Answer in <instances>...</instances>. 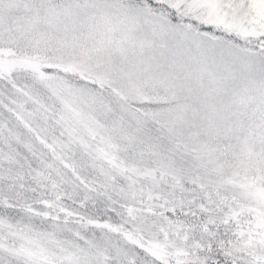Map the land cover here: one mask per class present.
Segmentation results:
<instances>
[{"label": "snow or ice", "instance_id": "obj_1", "mask_svg": "<svg viewBox=\"0 0 264 264\" xmlns=\"http://www.w3.org/2000/svg\"><path fill=\"white\" fill-rule=\"evenodd\" d=\"M0 264H264V0H0Z\"/></svg>", "mask_w": 264, "mask_h": 264}]
</instances>
